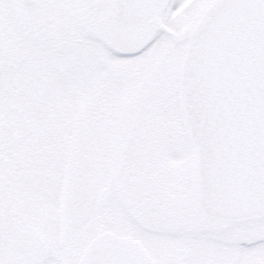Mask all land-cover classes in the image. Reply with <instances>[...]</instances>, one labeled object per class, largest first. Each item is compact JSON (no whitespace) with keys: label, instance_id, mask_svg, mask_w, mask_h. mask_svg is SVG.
Wrapping results in <instances>:
<instances>
[{"label":"snow or ice","instance_id":"obj_1","mask_svg":"<svg viewBox=\"0 0 264 264\" xmlns=\"http://www.w3.org/2000/svg\"><path fill=\"white\" fill-rule=\"evenodd\" d=\"M0 264H264V0H0Z\"/></svg>","mask_w":264,"mask_h":264}]
</instances>
